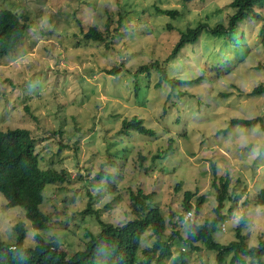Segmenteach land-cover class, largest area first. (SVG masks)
I'll use <instances>...</instances> for the list:
<instances>
[{
	"label": "rangeland",
	"instance_id": "374dc122",
	"mask_svg": "<svg viewBox=\"0 0 264 264\" xmlns=\"http://www.w3.org/2000/svg\"><path fill=\"white\" fill-rule=\"evenodd\" d=\"M228 1L0 0V7L30 19L17 45L0 58V128H27L35 137L39 166L65 169L70 177L44 186L40 208L50 221L43 229L32 228L23 208L6 205L0 194L1 239L13 240L10 227L20 220L24 245L39 232L70 253L89 237L87 231L100 228L95 214L83 211L87 202L100 220L121 223L132 217L128 193L137 187L152 193L148 202L164 218L163 238L174 229L184 235L180 221L172 226L176 216L168 214L181 211V193L189 189L193 197L204 195L199 215L191 217L212 215L211 162L216 175L228 176L229 195L213 238L232 239L241 213L247 216L242 229L247 245L264 238V205L253 201L264 186V93L250 92L264 84V68L256 67L264 63L258 35L262 20L242 19L227 43L201 30L169 56L179 28L197 20L224 22L231 12ZM154 5L177 13L170 17ZM257 10L264 15V6ZM89 26L103 38L85 39L82 33ZM111 67L115 73L106 71ZM161 68L173 77H201L170 87L160 78ZM131 115L155 134L120 132V120ZM254 116L260 119L251 125L229 121ZM154 239L147 225L137 260ZM169 243L162 264L214 263L211 249H182L176 239ZM244 263L255 261L245 256Z\"/></svg>",
	"mask_w": 264,
	"mask_h": 264
},
{
	"label": "trees",
	"instance_id": "16d2710c",
	"mask_svg": "<svg viewBox=\"0 0 264 264\" xmlns=\"http://www.w3.org/2000/svg\"><path fill=\"white\" fill-rule=\"evenodd\" d=\"M227 5L231 7V12L227 14L224 22L218 21L209 25L203 20H197L192 26L179 28L169 56L175 55L184 43L194 41L204 29L211 35L222 37L227 43V40H233L232 34L239 21L248 17L262 20L258 35L260 44L264 46V15L257 10L264 6V0H229ZM154 8L157 12L165 13L170 17L177 13L174 8H162L157 5H154ZM29 22L30 19L26 15L19 14L12 8L0 7V58L17 45ZM167 26L170 27V24L167 23ZM82 35L85 39L103 38L95 26H89ZM153 64L157 69V61ZM256 67L264 68V63H258ZM139 68H147V66L141 65ZM116 70V67L106 69L108 73H115ZM160 73V78L170 87L181 83L196 82L201 77H173L169 76L164 68L160 69ZM250 92L264 93V84L253 86ZM262 102L264 104V97ZM259 119V116L231 117L229 121L239 125H251ZM130 130L146 135L155 134L153 128L144 125L142 118L135 115L123 117L120 120L119 131L128 133ZM167 147L158 150L152 157H159ZM139 157L141 159L144 156L139 155ZM69 178L68 171L65 169L56 170L48 166H39L38 155L35 151V137L27 128L22 126L0 128V194L4 197L6 205H19L23 208L24 216L32 228H46L50 221L49 215L40 208L44 186ZM210 183L214 190L215 201L210 217L205 215L200 219L191 217V214L199 215L204 195L198 194L193 197V191L189 189H184L181 193V211L169 212V217L176 216V219L171 221L172 226L176 225L178 219L183 226L184 235H180L179 230L174 229L168 238H163L164 218L159 207L151 206L148 202L152 193L144 192L137 187L135 190H129L128 193V207L132 217L121 223L100 220L96 210L91 209L87 202L83 211L93 212L101 225L96 232L87 231L86 234L89 237L82 242L80 248L70 253L60 247L56 238L45 239L39 232L34 233L32 244L24 245V224L20 220L14 222L10 227V231L14 233V239L6 241L0 238V264H162L169 251V240L172 242L173 239L180 242L182 249L185 247L194 250L202 245L206 249L213 250V264H234L235 262L245 264V256L254 260L255 264H261V256L264 254V238H258L254 245H247L242 232L247 219L244 213L238 216V221L233 226L234 237L232 239L227 243H221L213 238V232L219 228L225 217L221 209L224 200L229 199V195L228 176L216 175L212 162ZM253 201L264 205V186L256 192ZM187 212H189L188 217L183 219V215ZM147 225H151L154 229L155 239L151 244L142 248L141 253L144 257L137 260L136 252L139 248L140 234ZM182 249L179 250L181 263L183 261L181 256L184 252ZM227 255H229L228 258Z\"/></svg>",
	"mask_w": 264,
	"mask_h": 264
},
{
	"label": "built area",
	"instance_id": "2783aa9c",
	"mask_svg": "<svg viewBox=\"0 0 264 264\" xmlns=\"http://www.w3.org/2000/svg\"><path fill=\"white\" fill-rule=\"evenodd\" d=\"M186 214H188V215H189V212H187V213H185V214H184V216H185V217H188V215H186Z\"/></svg>",
	"mask_w": 264,
	"mask_h": 264
}]
</instances>
